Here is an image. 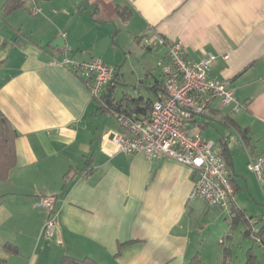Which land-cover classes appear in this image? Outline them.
Listing matches in <instances>:
<instances>
[{
  "label": "crops",
  "instance_id": "0c3cea01",
  "mask_svg": "<svg viewBox=\"0 0 264 264\" xmlns=\"http://www.w3.org/2000/svg\"><path fill=\"white\" fill-rule=\"evenodd\" d=\"M6 1L0 0V111L17 139L16 166L0 182V259L5 264H60L63 257L96 264H186L199 255L203 264H219L223 242L232 264H245L250 249L256 264H264L258 239H244L241 224L230 231L229 211L189 200L190 168L117 153L110 135L120 129L113 119L110 123L112 115L97 112L86 85L70 69L49 64L62 58L104 62L113 26L121 23L136 45L162 55L159 80L152 82V73L144 70L133 87L136 96L149 99L148 88L162 83L167 67V48L159 39L179 43L188 61L216 55L211 74L229 81L234 102L223 107L214 101L211 117L194 120L203 139L220 153L227 149L232 205L252 219L257 232L255 218L264 217V179L247 164L249 157L264 159V0H108L110 20L81 13L92 0L64 10L45 0H26L9 15L3 11ZM117 7L130 13L126 23L116 16ZM62 17H68L65 24ZM230 122L247 130V144ZM65 175L70 182L63 190ZM49 195L56 197L57 227L44 239L47 214L37 202ZM5 244L17 253L6 252Z\"/></svg>",
  "mask_w": 264,
  "mask_h": 264
},
{
  "label": "built area",
  "instance_id": "2783aa9c",
  "mask_svg": "<svg viewBox=\"0 0 264 264\" xmlns=\"http://www.w3.org/2000/svg\"><path fill=\"white\" fill-rule=\"evenodd\" d=\"M158 44L167 48L162 92L147 113L112 112L120 131L110 135L111 141L117 153L143 154L150 161L167 159L190 168L194 181L189 200L229 211L233 188L227 166L222 153L215 150V143L202 138L201 127L194 119L210 116L214 101L223 107L231 105L234 97L230 83L212 76L211 67L217 60L213 53H206L198 61H188L179 43L166 44L159 39ZM49 64L70 69L84 82L92 99L100 98L105 89L117 85L115 69L99 59L77 62L62 58ZM247 165L257 179H263L262 157H249ZM55 203L56 197L52 195L37 202L47 214L41 229L44 239L52 238L57 227Z\"/></svg>",
  "mask_w": 264,
  "mask_h": 264
},
{
  "label": "trees",
  "instance_id": "16d2710c",
  "mask_svg": "<svg viewBox=\"0 0 264 264\" xmlns=\"http://www.w3.org/2000/svg\"><path fill=\"white\" fill-rule=\"evenodd\" d=\"M24 2L23 0H7L3 6V11L6 15H9L20 8H22ZM116 16L124 23H126L130 18V13L126 12L125 8L117 7L115 9ZM167 44V42L165 41ZM120 67L115 68V80L117 83L120 80L119 72L117 70ZM163 84L161 82H156L153 86L149 87L148 90L151 93L152 97L149 99H144L140 96L132 97L128 94H121V96L117 99L114 97L116 92L115 87H108L105 94H103L98 99H93L94 103L97 105V112L102 115H111L112 112H117L124 115H133V114H144L147 113L152 106L153 99L157 98V92H162ZM239 134V136L244 140L247 144V132L246 129H241L235 124L229 123ZM16 139L17 132L12 127L8 119L2 114L0 111V182L6 181L8 179L9 173L16 166ZM222 156L224 162L227 167L231 166L230 155L226 148L222 149ZM64 176V184L63 190L67 187L70 182V178ZM264 179V175H263ZM264 190V185H263ZM234 193V190H233ZM230 220H229V228L230 231L236 229L238 225H243L245 228L244 237L245 238H256L259 240L261 247L264 250V240L261 237V233L263 228H261L257 232L252 231V227L250 226V220L244 216V213L238 209L236 206L232 205L230 201L229 207ZM122 245H120L121 247ZM221 246V255L219 264H232V254L231 250L228 247H225L223 242L220 243ZM4 250L10 254H16L17 248L10 245L5 244L3 246ZM256 256L252 249L247 251L245 264H255ZM0 264H5V261L0 259ZM60 264H96L93 260L89 258H84L82 260H76L69 257H63ZM186 264H203L199 258V255H195L192 260Z\"/></svg>",
  "mask_w": 264,
  "mask_h": 264
},
{
  "label": "rangeland",
  "instance_id": "374dc122",
  "mask_svg": "<svg viewBox=\"0 0 264 264\" xmlns=\"http://www.w3.org/2000/svg\"><path fill=\"white\" fill-rule=\"evenodd\" d=\"M50 3H55L61 10H64V8H69L74 3L77 4L80 1L79 0H45ZM95 3H89L87 4V8L83 9L81 13L87 14L86 17L89 19V16L93 13H96L95 16H98L99 18H106L107 20H110L113 16V10H112V3L107 2L108 0H92ZM24 4L26 3V0H24ZM81 4V3H80ZM99 6L98 9H96V6ZM79 6V5H78ZM68 20V17H62L61 24H65ZM61 26V25H60ZM116 29L113 26L112 33L110 35V38H108V46L105 49V57H103V61L105 64L112 68L120 67L121 70L120 79L122 78L121 86L116 88V92L114 94L115 98H119L121 94L125 93L130 96H136L137 91L134 90L133 87L135 85H138V80H143V75H145L144 70H148L152 73V82L154 80H159V74L161 69L163 68V60L162 55H160V52L157 49H154V51H149L147 48H145L143 45H136L134 43V37L125 29L126 27L123 26V24L119 23L117 25ZM118 32H117V31ZM104 34V33H103ZM115 36L113 37V35ZM39 38H41V34L37 35ZM102 36V35H101ZM113 37V39H112ZM41 39H35V41H40ZM121 83V82H120ZM146 96V94H145ZM108 119H110V123H112V119L114 120L113 116H108ZM115 121V120H114ZM116 123V122H115ZM117 125V124H116ZM215 150L220 152V149L215 147ZM230 177V176H229ZM231 179V178H230ZM231 182V180H230ZM264 214V211H263ZM258 218L256 219V226L258 228L257 231L263 228L261 237L264 240V217L260 220ZM248 239V238H244ZM239 259V258H238ZM239 260H236L235 264H237ZM256 264V262H255Z\"/></svg>",
  "mask_w": 264,
  "mask_h": 264
},
{
  "label": "water",
  "instance_id": "95a60500",
  "mask_svg": "<svg viewBox=\"0 0 264 264\" xmlns=\"http://www.w3.org/2000/svg\"><path fill=\"white\" fill-rule=\"evenodd\" d=\"M119 72V69L117 70V73Z\"/></svg>",
  "mask_w": 264,
  "mask_h": 264
}]
</instances>
